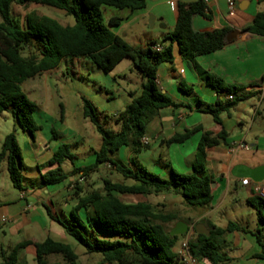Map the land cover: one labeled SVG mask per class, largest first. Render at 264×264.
Wrapping results in <instances>:
<instances>
[{"label":"trees","instance_id":"trees-1","mask_svg":"<svg viewBox=\"0 0 264 264\" xmlns=\"http://www.w3.org/2000/svg\"><path fill=\"white\" fill-rule=\"evenodd\" d=\"M13 3L22 7L36 4L59 10L65 16L72 17L74 24L62 25L35 12L26 14L23 22H20L12 15ZM146 6V0H0V116L6 112L11 114L19 127L32 138L35 132L41 130L33 118L37 107L20 85L27 79L57 68L66 58H86L106 74L128 59L143 79L140 94L136 97L131 95V102L115 116V122L120 124V130L116 133L101 124L96 108L82 98L81 117L89 120L101 138V146L94 153L93 162L84 167L75 166L76 157L70 152L69 145L61 144L47 162V166L55 168L39 177L40 189L62 184L69 176L62 172L61 166L69 161L73 166L70 176L86 177L109 164L124 180L133 182L132 185H125L104 179L102 192L93 191L83 197H80V189L76 188L73 193L76 204L69 210L67 218L61 219L43 205L51 221L82 246L86 254L99 255L104 264H182V259L174 251L178 235L171 236L173 231L165 228V224L176 220L175 216H161L148 203H123L118 195L146 197L171 194L180 196L189 208L208 209L212 202L213 177L206 169L207 149L224 143L227 136L224 130L214 135L197 126L165 141V146L182 144L196 133H201L191 173L180 175L166 166L170 173L169 181L147 172L140 165L124 166L112 159L123 147H129L133 152L145 148L141 146L140 140L158 111L181 107L161 93L156 85L159 66L173 61V45L178 47L182 60L194 62L197 57L225 48L228 45L226 36L232 31L222 28L210 33L196 32L192 27L195 16L211 19L204 1L179 4L176 25L163 38L169 44L157 52L152 49L156 42L136 48L113 32L128 17L105 18L103 15L105 8L132 14ZM242 31L264 39V13H257L251 24ZM199 75L218 95L213 107L200 112L210 115L218 125L221 124L222 114L229 116L239 103L259 95L246 93L239 96L241 88L227 84L221 77L203 71H199ZM261 80L264 81V76ZM180 89L187 95L191 93V89H183L182 86ZM225 96H232V99L223 101ZM51 135L52 139H57L54 129H51ZM3 163L12 187L23 192L21 152L13 133L7 134L0 146V168ZM37 170L41 172L40 167ZM248 203L258 211L260 221L264 224L261 214L264 200L254 198ZM233 232L246 231L236 223H229L224 229L211 227L207 236L195 234V238L188 241L189 256L196 264L203 261L229 264L231 260L221 251L220 244L227 234ZM254 236L261 249L254 258L264 260L262 236L260 232ZM30 246L34 249L35 264H48L46 258L51 255L61 256L69 264L77 260V255L68 244L46 238L42 242L25 240L17 244L7 257L2 256L0 264H25L19 261L18 253Z\"/></svg>","mask_w":264,"mask_h":264},{"label":"rangeland","instance_id":"rangeland-1","mask_svg":"<svg viewBox=\"0 0 264 264\" xmlns=\"http://www.w3.org/2000/svg\"><path fill=\"white\" fill-rule=\"evenodd\" d=\"M30 12L52 18L62 25L74 24L72 17L65 16L63 12L50 7L36 4L22 7L15 3L12 4V15L20 22H23L25 15ZM126 13L127 11H118L112 8L103 9L105 18H126ZM150 27L151 22L148 19L142 26V30L150 32ZM127 29L128 26L119 31L120 37L124 38V33ZM125 40L132 44V39L129 35ZM130 63L129 60H124L110 73L106 74L86 58H66L57 68L40 76L27 79L20 85L29 100L36 104L37 108L33 118L37 125L41 127V130L35 132L32 138L19 127L11 114L6 112L0 116V146L7 134H14L21 152L23 186L25 188V193H23L12 187L6 165L3 163L0 168V204L11 206L18 203L21 199L20 194L23 193L26 196L24 200L32 203L43 215H45L43 207L45 205L49 207L52 213H56L63 219L68 217L69 210L76 204V200L73 197L76 188L80 189V197H83L93 191L102 192V181L104 179H108L113 183L133 184L130 180H124L109 164L101 166L97 172L91 173L86 177H82V175L70 176L73 166L69 161L64 162L61 166L62 172L69 177L62 184L47 188V195L42 191H37V184L40 179L35 178L38 172L37 167H40L43 171H48L55 167L47 166L48 156L51 155V153H47L49 149L57 148L61 144L69 145L70 152L76 157L74 165L77 167L89 165L94 158L93 153L99 150L101 146L99 134L89 120L80 116L82 98L90 101L96 108L101 117V124L106 129L115 133L119 132L120 124L115 122V116L128 104L130 93L135 92V96L140 94L141 84L143 83L141 75ZM239 88L242 89V87ZM222 100L224 101V98ZM61 110L63 113L62 119ZM256 112L258 113L256 114ZM230 115L229 118L232 120L240 118L243 122V130H237L235 138H237V134L246 135L247 144L255 146L253 154L259 155L264 159V97L239 103L230 112ZM197 117H200V122L206 129L215 125L210 115L204 114ZM229 118L225 117V121L229 122ZM51 129L56 131L57 139H52ZM195 137L197 139L196 144H198L200 138L198 135ZM44 145L47 147H43ZM168 148H170V145L161 147L159 144H153L149 149L131 152L127 161L118 159V155L123 156L127 151L121 150L113 155V159L124 166L140 165L147 172L166 181L170 180L169 169L166 166H169L180 175L189 174L190 172L188 173L182 159L174 150L176 148ZM36 192V197L41 200L37 204L35 203ZM118 197L126 204L148 203L153 206L155 213L161 216H175V221L165 224L166 230L173 232H175L178 222L191 225L195 216L204 211L200 208L187 207L180 196L171 194L146 197L118 195ZM242 201H244V197L240 194L236 203ZM239 213H242L241 209ZM3 218H5L4 208L1 207L0 221ZM31 224L22 226L20 232L15 236H11L8 233L11 223L7 222L0 225V262L3 260L2 255L7 257L16 244L30 238H34L32 241L37 242L46 238L43 232H35L33 224ZM55 227L58 228L59 226L55 224ZM47 230L49 229L47 228ZM260 234L264 243V224L260 225ZM48 235L53 240L68 244L72 248L77 255V260L74 264H104L99 255L86 254L85 249L64 232L58 233V231L54 230L48 232ZM181 241L182 236H178L176 249L180 250ZM18 257L21 263L35 264L34 249L31 246L24 250H19ZM46 259L48 264H69L58 255H51Z\"/></svg>","mask_w":264,"mask_h":264},{"label":"crops","instance_id":"crops-1","mask_svg":"<svg viewBox=\"0 0 264 264\" xmlns=\"http://www.w3.org/2000/svg\"><path fill=\"white\" fill-rule=\"evenodd\" d=\"M146 1L147 6L145 9L132 14L127 12L125 15L128 20L113 29V32L120 37L119 31L128 26L127 31L124 33V38H120L130 44V42L125 40L129 35L132 39V44L130 45L136 48H143L149 42H156V45H161L162 47L167 46L169 41H163V38L166 34L172 32L176 25L178 5H189L197 0ZM203 1L211 13V19L195 16L192 21V27L196 32L210 33L217 29L226 28L232 31H239L240 34L222 50L197 57L194 62L182 60L178 47L175 44L173 45V61L159 66L156 85L160 92L175 103L180 104L181 107L176 109L166 108L158 111L146 128L145 137L150 139V143L142 150L149 149L153 144H159L162 147L164 142L174 135L182 134L185 130L197 126H201L203 131H209L214 135L224 130L227 134L224 143L207 149L206 169L208 174L213 177L211 205L203 213L196 215L191 225L178 222L175 232H179L182 229L181 226H177L178 224H184L187 227L185 234L178 235L182 236L181 245L183 242L195 238V228L200 224L209 231L211 227L224 229L229 223H236L246 232L227 234L220 244L221 251L231 260L229 264H264V260L254 258L255 255L261 252L254 234L260 232V225L263 223L260 221L258 211L248 203V200L254 199L251 194V186H242L240 183L241 179L244 178L254 183L249 177V170L263 166L264 159L259 155L253 154L255 146L247 144L246 135L240 134V136L237 134V138H235L237 130H243V122L240 118L232 120L229 118L231 115L222 114L220 116V125L215 123V125L206 129L200 122V117H197L204 115L200 111L207 107H213L218 98L215 90L205 84L199 75V71L215 74L227 84L242 87L238 93L239 96L246 93H258L259 95L250 100L264 97V81L261 80L264 76V39L242 31L251 24L257 13H264V2L259 3L258 0ZM228 1H233L234 3L233 15H229ZM148 19L151 22L150 32H145L142 30V26ZM180 86L183 89H191V93L189 95L185 94L180 89ZM131 95L136 97L135 92L130 93L128 104L133 98ZM225 117L229 118V122L232 123L226 122ZM196 135L200 138L201 133H196ZM195 136L193 135V138L191 137L182 144H171L170 148H168H176L174 150L182 159L188 173L192 171V163L197 147ZM43 147L47 146L44 145ZM55 150L56 148L47 151V153H51L48 156V160ZM121 150L127 151L123 156L118 155V159L127 161L133 151L129 147H123L119 151ZM93 160L90 161V164ZM37 164L39 163L37 162ZM45 172L43 170L41 172L38 171L35 178L38 179L40 174ZM37 191H42L45 195L48 194L46 189H40V182L37 184ZM23 193L25 192L23 191ZM240 194L243 195L244 201L236 203ZM36 196L37 192L35 193V203L37 204L41 200ZM26 205L29 208H26ZM238 206L242 213H239L240 209ZM1 207L4 208L5 218L3 219L6 220V223L12 224L8 231L11 236L17 235L22 226L30 223L33 224L35 232H43L46 238H50L48 235L50 231L64 232L57 223L47 217L46 213L43 215L37 207L32 203H28L27 200L20 199V202L11 206L2 204ZM55 224L59 227H55ZM32 239L34 238L27 240ZM43 240H38V242ZM178 250L174 249L176 253H178ZM200 264L210 263L203 261Z\"/></svg>","mask_w":264,"mask_h":264},{"label":"built area","instance_id":"built-area-1","mask_svg":"<svg viewBox=\"0 0 264 264\" xmlns=\"http://www.w3.org/2000/svg\"><path fill=\"white\" fill-rule=\"evenodd\" d=\"M228 8H229V15H233V11H234L233 1H228ZM152 49L158 52V51H161L162 46L155 45L152 47ZM231 99H232V96L224 97V100H231ZM149 143H150V139L145 136L140 140V144L142 147L148 146ZM240 183L242 186H251V194L254 198L264 200V180L259 183H251L249 179L244 178V179H241ZM20 198L24 199L23 193L20 194ZM26 208H29V206L26 205ZM261 214L264 218V204L261 207ZM5 223H6L5 219H2L0 221V225H3ZM178 255L182 259V264H196V262L188 254V240L181 244V248L178 251Z\"/></svg>","mask_w":264,"mask_h":264},{"label":"water","instance_id":"water-1","mask_svg":"<svg viewBox=\"0 0 264 264\" xmlns=\"http://www.w3.org/2000/svg\"><path fill=\"white\" fill-rule=\"evenodd\" d=\"M239 34H240L239 31H236V30L231 31L226 36L227 44H230L231 42H233ZM249 177L254 183L262 182L264 180V165L249 170ZM177 226H181L182 229L179 232L171 233L170 234L171 236L183 235L187 232V227L184 224H178ZM195 231H196V234H198V235H206L207 236L209 234V231L207 229H205V227L201 224L195 228Z\"/></svg>","mask_w":264,"mask_h":264}]
</instances>
